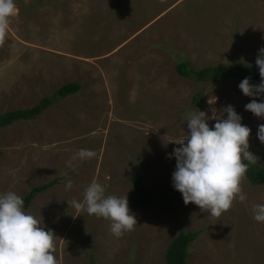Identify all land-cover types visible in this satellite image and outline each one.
<instances>
[{
  "label": "rangeland",
  "instance_id": "rangeland-1",
  "mask_svg": "<svg viewBox=\"0 0 264 264\" xmlns=\"http://www.w3.org/2000/svg\"><path fill=\"white\" fill-rule=\"evenodd\" d=\"M14 2L17 12L0 36V115L31 108L65 84L81 86L35 120L0 129V193L24 197L56 182L25 210L54 232L59 264H166L176 236L197 231L188 264H264V223L252 214L264 203V185L245 177L247 200L219 216L186 205L181 193L166 200L176 167L169 156L179 147L172 142L188 133L189 110L205 112L212 127L233 106L251 129L249 151L264 167L257 136L264 118L245 110L253 98L239 89L242 80L197 83L175 69L187 61L195 71L233 63L259 71L264 0ZM82 148L95 158L72 160ZM140 169L163 209L132 204L130 178ZM68 180L73 187L66 191ZM93 180L108 195L128 196L138 222L133 230L117 237L110 220L69 203H83Z\"/></svg>",
  "mask_w": 264,
  "mask_h": 264
},
{
  "label": "clouds",
  "instance_id": "clouds-1",
  "mask_svg": "<svg viewBox=\"0 0 264 264\" xmlns=\"http://www.w3.org/2000/svg\"><path fill=\"white\" fill-rule=\"evenodd\" d=\"M16 12L14 0H0V36ZM256 66L261 82L254 85L250 78H245L238 87L244 96L253 98L245 110L264 118V48L259 50ZM256 97H261L259 102ZM222 113L210 127L205 112L189 110L186 113L189 131L184 138L172 142L179 147L169 156L176 160L173 188L181 193L186 205L208 209L213 216L228 211L237 199L241 203L247 200L242 181L249 164H255L258 159L249 151L251 129L242 123V117L231 105ZM257 136L264 144V124L259 126ZM95 156V151L82 148L72 160L85 161ZM72 187V181L68 180L65 190ZM69 203L89 215L110 220V231L117 237L138 225L130 211L128 196L108 195L106 185L96 180L85 188L83 203L76 199ZM252 214L255 221L264 223V203L253 205ZM55 238L53 231L45 230L40 220L25 210L21 196L11 191L0 193V264H59L54 255Z\"/></svg>",
  "mask_w": 264,
  "mask_h": 264
},
{
  "label": "trees",
  "instance_id": "trees-1",
  "mask_svg": "<svg viewBox=\"0 0 264 264\" xmlns=\"http://www.w3.org/2000/svg\"><path fill=\"white\" fill-rule=\"evenodd\" d=\"M175 69L177 74L183 79L197 83L208 81L216 83L222 79L228 78L236 80L250 78V82L254 85H258L261 82V77L257 69L249 65L237 63H233L228 66L219 65L217 67H208L200 71H195L191 68L189 62L181 61L177 64ZM80 90L81 86L79 83L72 82L65 84L61 86L52 96L41 98L40 101L31 108L6 112L0 115V129L8 128L17 122H29L35 120L57 103L58 100L74 95ZM201 99V95H196L194 101L200 102ZM243 162L248 164V161ZM245 177L251 185L263 186L264 167L256 163L249 164ZM130 182L132 185L131 202L135 207L142 209H163L162 206L158 204L156 198L148 191L145 181V172L142 169L138 170L131 176ZM55 183V181H52L45 185L33 188L28 194L22 197L25 204L32 201L38 194L46 191L50 187H53ZM179 196L180 193L173 188L171 193L166 196V200L173 202L177 200ZM199 233V231L193 233L180 232L167 248L165 259L166 264H188V249L190 244L197 239Z\"/></svg>",
  "mask_w": 264,
  "mask_h": 264
}]
</instances>
